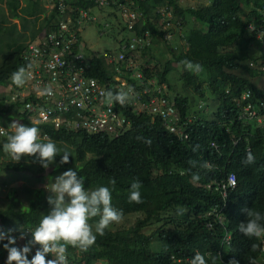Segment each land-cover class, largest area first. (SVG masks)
Listing matches in <instances>:
<instances>
[{"label": "trees", "instance_id": "trees-1", "mask_svg": "<svg viewBox=\"0 0 264 264\" xmlns=\"http://www.w3.org/2000/svg\"><path fill=\"white\" fill-rule=\"evenodd\" d=\"M133 1L135 3L116 0L118 4L108 12L109 17L122 20L124 14L134 13L135 29L147 32L154 44L164 45L162 48L168 58L165 65L154 56L155 51L161 52V47L155 45L153 54L152 51L149 53L156 66L163 68L157 74L159 83L168 82L174 91L168 74L173 70L180 74L186 92L177 94L172 101L182 116L186 118L192 112L193 103L187 97L188 93L200 99H206L207 93L216 100L210 118L205 111L192 115L194 123L188 130L189 140L182 142L165 129L161 118L145 115L134 117L132 130L117 140L107 136H89L84 131L69 133L55 130L50 125L34 124L46 132L58 147L71 154L70 162L64 165L60 164L62 157L58 155L48 168L51 173L43 180H53L64 171L76 168L85 179L86 189L97 186L112 189V205L123 211L124 218L133 214L143 215L128 230L118 227L114 231L112 227L116 224H112L104 236L97 235L95 245L88 252L69 246L67 253L78 251L85 264H95L98 259H105L109 264H174L173 257L182 260V263L176 261L175 264H188L196 251L206 256L208 264H212L215 255L219 256L222 264H229L232 259L239 264H249L250 257L256 258L257 264H264L263 242L245 237L238 229L239 224L246 223L248 219L243 209L255 208L264 213V131L261 128L253 131L251 126L239 122L236 105V101L250 92L251 97L243 101V105L257 106L258 99L264 94L237 74L245 72L252 77L260 75V72L264 74V71L259 72L264 64L263 57L255 47L259 30L264 29V15L260 11L264 0H198L187 8L180 5L182 0ZM2 2L6 6L0 5V87L7 88L16 86L10 80L11 74L21 66H28L23 57L28 36L32 37L30 41L43 36L56 28V21L61 17L53 10L39 27L37 21L42 13H38L40 5L34 0ZM80 4L85 8L89 5ZM158 10H164L166 15H172L188 26V50L184 52L179 44L165 39L168 31L158 27L162 18ZM8 20L22 22V32L17 29V24L8 27ZM105 26L110 28L112 24L106 21ZM184 60L200 64L203 70L199 73L186 70L182 63ZM251 62L257 64L255 68H251ZM123 65L129 74L136 70L129 61ZM87 71L88 77L100 82L110 84L114 81L105 61H97ZM146 75L147 79H154L149 70H146ZM160 88V84H152L149 80L145 85L148 91ZM0 92V125L8 129L16 119L31 127L28 115L22 113L21 103L13 102L12 95ZM5 141L6 136L0 137V162L11 158L3 152ZM214 142L219 145L218 149L212 146ZM249 152L254 162L245 163ZM24 160L22 157L21 161L0 165V171H8L10 175L26 171H36L38 175L47 173L48 169H44L36 157L26 156ZM205 161L211 168L201 167ZM232 173L236 174L238 186L229 194L227 201L215 187L213 190L207 188V185ZM194 175H198L199 180H193ZM111 178L116 180L114 188L109 183ZM136 179L142 183L143 202L139 204L128 200L131 183ZM42 186L40 179L36 187L23 191L27 205L12 194L13 202L8 209H0V220L8 230L19 233L21 228H35L41 215L48 213L49 196ZM224 205H227L224 214L232 234L228 247L222 245L224 229L214 219L204 218L205 213L221 209ZM164 214L168 215L165 220ZM98 219L93 218L90 223L95 224ZM163 220L165 224L156 232L150 235L143 232L152 223ZM210 222L213 229L208 228ZM253 244L259 246L255 252L252 251ZM34 254V251L30 253L29 259ZM47 259H52V256L48 255ZM77 259H73L75 264H79Z\"/></svg>", "mask_w": 264, "mask_h": 264}, {"label": "clouds", "instance_id": "clouds-1", "mask_svg": "<svg viewBox=\"0 0 264 264\" xmlns=\"http://www.w3.org/2000/svg\"><path fill=\"white\" fill-rule=\"evenodd\" d=\"M131 3H135L133 0ZM51 2V4H50ZM48 3L49 9L48 14L53 10H56L58 15L61 17V20L56 21L55 29L49 30L43 36H40L33 41L27 43V49L24 52V60L28 62V66H21L16 71H14L10 80L15 87H7L8 95H14L18 90L23 89L28 79H30L31 64L25 59V54L28 51L30 45L40 39L44 38L48 33L55 32L61 23H64L67 20V15L61 13L56 6V0H50ZM91 8V16L95 17L94 22L90 20L83 21L81 26V31L79 35V41L75 46L74 54L81 56V60L84 62V77L87 80H97L100 84V87L105 90V93H102L103 101L107 105H113L115 112L118 114L121 119V125L117 130L116 135L104 134H88L84 130H79L76 128L65 129V128H56L49 121L45 122L37 117H30L29 121L32 126H26L22 124L19 120L14 119L9 125L8 129L0 125V130H5L6 134H1L0 137L6 136V141L3 143L2 148L3 152L12 157L13 160L19 161L22 157H36L37 161L44 169H48L49 166L55 163V158L58 155H61L60 164H68L70 162L71 154L66 150H62L57 146V143L50 139L48 134L35 125H50L55 130L65 131V132H86L89 136H107L113 140H117L124 136L126 133H129L133 128V118L145 115L161 118L163 126L165 129L175 136L180 142L188 141L189 134L188 130L190 124L194 123L192 115H195L196 112L205 111L211 112L214 107V101L211 107H207L205 102L206 99L201 98V102L198 105L197 109L192 111L190 115L184 118L177 107L173 105L172 99L185 93L186 91L182 87V90H178L174 86V91L171 90L168 82L159 83V75L162 72V69L159 68L162 66H156L155 60L151 58L149 51L155 49V45L159 46L160 43H155L153 38L147 32H138L134 27L128 28V23L125 19H122L121 22L125 25L126 30L132 34L130 38L120 40L118 42V48L111 51H104L102 53L96 52L92 49L90 42L87 40V31L93 26L99 23L100 17L96 13L98 9L101 14L105 17H109L113 7H116L118 2L111 0V5L107 7H97L91 1H85ZM81 5V4H79ZM87 9V8H85ZM108 11V12H107ZM261 13L264 15V5L260 9ZM162 13V18L158 22V27L160 29L166 30V22L163 20L166 19L170 23V28L166 31L168 33L165 35L171 43L179 44L180 48L185 52L188 50L189 45L186 38V30L188 29L187 25H184L182 20L175 19L172 15H166L164 10H158ZM47 14V15H48ZM108 15V16H107ZM165 17H164V16ZM104 30L100 31V36H104L108 32L109 27H103ZM169 36L167 38L166 36ZM164 46V45H161ZM257 50L261 52V56L264 61V29L259 30L257 36V41L255 43ZM124 53V59H120L121 54ZM159 53H154V56L158 59ZM114 57V59L112 58ZM105 61L106 65L109 68L111 73V78L114 80L110 84L100 82L98 79L93 77H88V69L91 65L96 64L97 61ZM113 60L112 63L109 61ZM166 60V59H165ZM129 61L131 64L136 67V70L129 74L125 70V65L123 62ZM162 64L159 59L157 60ZM168 62V60H166ZM184 67L188 71L199 73L201 72L202 66L198 63H193L189 60L182 61ZM151 64L155 70H152ZM262 64V62H261ZM163 65V64H162ZM257 64L250 63L251 68H255ZM146 67V70H149L150 76H153V80L147 79L146 70L142 68ZM175 71V70H173ZM260 71H264V64L261 65ZM172 72V71H171ZM168 74V76L171 74ZM260 75L252 77L248 74L249 79L253 86H256L258 89L264 91V74L260 72ZM170 78V76H169ZM147 80L152 84H160L161 88L158 90H151L153 94H146L148 91L145 89ZM182 82V80H181ZM180 82V83H181ZM260 82V85H259ZM181 86H183L181 84ZM184 90V91H183ZM44 95H52V89L50 86L45 87L42 90ZM252 93L247 92L242 96V99L236 101L238 111V121L245 123L246 126H251L254 131L255 128H261L264 131V94L258 99L257 106L252 104L243 105V101H247L251 97ZM153 96L155 98V103L151 104L147 102V97ZM30 99H25L21 103L23 106L22 113L25 114L24 107ZM14 102V101H13ZM250 112L247 116L246 113ZM35 124V125H34ZM230 131V128L227 130ZM9 133V134H8ZM150 143V141H149ZM238 142H235L237 145ZM212 146L218 149L217 144L214 142ZM254 162V157L251 152L248 153L245 163ZM195 166V162H192ZM202 168L209 169L211 165L205 161L202 165ZM234 176L236 179V186L234 188H228L227 191L224 190L223 186L229 185L230 177ZM193 180H199L198 175L193 176ZM109 183L113 186L116 184L115 178H111ZM238 186V180L236 174H229L225 179L220 181H214L211 184L207 185L209 190H213L214 187L216 191L222 193L225 201L228 200L229 194L232 191H235ZM142 183L136 179L131 183L129 189L128 200L130 203L135 202L137 204L142 203L141 198V189ZM48 190L51 195L47 198V203L49 205V211L47 214L41 215L40 221L35 228H21L19 233L8 230L5 227V224L0 220V241L5 239L8 240V243L4 244L3 247L7 251V264H75L73 259L78 258L79 264H85L83 257L79 256V252H88V250L95 245L97 240V235L104 236L106 230L112 224H118L128 216L124 218V213L122 210L115 208L112 205V189L108 186H97L96 188H85V179L81 177L76 168L68 169L64 171L61 175L57 176L53 183L48 185ZM227 208V205H224L221 209H213L208 213H205L204 218L214 219V222L220 225L224 231L222 234V245L228 247L231 245L232 234L228 230V218L224 214V210ZM247 213L248 219L247 222L240 223L238 226L239 232L242 233L245 237L255 238L260 240L264 244V213H261L259 210L254 209H243ZM99 218L95 224L90 223L93 218ZM124 218V219H123ZM208 228L213 229V223H208ZM7 232V233H6ZM14 234H17L15 237ZM16 239H19L18 241ZM17 242H20L24 245L22 248L15 246ZM262 244V251L264 252V245ZM78 249L77 252L67 253L68 247ZM257 244L252 245V251L258 249ZM32 248L35 254L29 259V254L32 251ZM51 255L52 259H47V256ZM211 255V254H209ZM173 263L181 262V259L173 257ZM222 264L221 259L218 255L212 257V264ZM249 264H257V260L254 257H250L248 260ZM95 264H109L105 259H98ZM188 264H208L206 256L199 251L195 252L193 258H191ZM229 264H239L235 259L229 261Z\"/></svg>", "mask_w": 264, "mask_h": 264}, {"label": "built area", "instance_id": "built-area-1", "mask_svg": "<svg viewBox=\"0 0 264 264\" xmlns=\"http://www.w3.org/2000/svg\"><path fill=\"white\" fill-rule=\"evenodd\" d=\"M85 1H91L100 8L111 5V0H56L57 8L67 15V20L55 32L48 33L30 45L25 54V59L31 64L30 79L23 89L12 96V100L19 103L30 99L23 112L32 118L49 121L56 128H76L88 134L116 135L121 119L113 105L104 103L102 93L105 90L100 87L99 82L84 77L82 57L73 53L80 38L83 21L95 20L90 15L91 8L85 9L79 5L80 2L87 3ZM124 19L128 28L132 29L135 14H124ZM163 21L168 30L170 23L166 19ZM166 37L169 38L168 35ZM119 58L124 59V53ZM109 62L112 63L113 60ZM48 86L52 89V95L42 94V90ZM145 93L152 94L151 91ZM155 101L153 96L147 97V102L153 104ZM0 133L6 134V131L0 130ZM235 186L236 179L232 176L229 185L223 188L227 191Z\"/></svg>", "mask_w": 264, "mask_h": 264}, {"label": "rangeland", "instance_id": "rangeland-1", "mask_svg": "<svg viewBox=\"0 0 264 264\" xmlns=\"http://www.w3.org/2000/svg\"><path fill=\"white\" fill-rule=\"evenodd\" d=\"M4 1V0H3ZM36 4H39L40 6L38 13L41 14L39 16V21H37V26L39 25V27L42 25L43 20L45 19L46 15L48 14V3L50 2V0H34ZM192 1V2H191ZM196 2H199L198 0H182L180 2V5L183 8H187L189 6V4H195ZM51 4V2H50ZM0 5L2 7H5V4L2 2V0H0ZM108 12V11H107ZM96 13L97 15L100 17L99 19V23L95 26H93L92 28L88 29L87 31V40L90 42V45L92 47V49H94L96 52H104V51H111V50H115L118 48V42L120 40L126 39V38H130L132 36L131 33H129L126 30L125 25L121 22L120 19L116 18V17H105L103 14H101V12L96 9ZM108 16V15H107ZM8 27H12V25L17 24L18 26V30H21V28H19V26H21L22 22H18V21H10L8 20ZM108 21L112 24V26H110V28L108 29V32L104 34V36H100V31L104 30L103 29V24ZM33 23H34V19H33ZM32 24V23H31ZM6 28H4L5 30L7 29V26H5ZM19 32V31H18ZM30 33V32H28ZM32 40V37L28 36L26 41L27 43L29 42V40ZM161 47V52H159L158 55V59L159 61L162 62L163 65H165L167 63L166 60H168V58L165 57L166 54H164V46H160ZM158 51H155L154 53H157ZM166 59V60H165ZM160 67V66H159ZM160 70L162 69V67L159 68ZM240 77H244L249 79L248 74H246L245 72H240L237 73ZM170 76V81L172 82V84L174 86L177 87L178 90H182V82H181V76L177 71H172ZM181 82V83H180ZM260 85V82H259ZM206 87V86H205ZM0 91H3L4 93H7L8 95V88L6 87H0ZM184 91V90H183ZM1 93V92H0ZM187 97L189 99L192 100V111L196 110L198 105L201 102L200 97H195L192 94H187ZM9 102V99H7ZM216 100L213 98L212 95L207 94L206 93V104L207 107H211L213 101ZM210 114L211 112L207 113V116L210 118ZM25 160L23 162L26 161V156L23 157ZM13 161V162H18L16 160H13L12 157L10 158H5L3 159L2 162H0V165H6L8 162ZM21 161V159H20ZM51 173V169L47 170V173L44 174H37L36 171L34 172H29L26 171L25 173H19V174H11L8 171H0V209H8V207L11 205V203L13 202V198H12V194H15V198H18L19 201L21 203H23L24 205H27L28 202L26 201V195L23 192L25 189L28 188H32V187H36V184L39 183L40 179L41 181H43V186L42 188L44 190H46V194L47 196H50L51 193L48 190V185L50 186V183H53L55 178L53 180H48V179H42L44 177H46L47 174ZM11 195V197H10ZM168 215L164 214L163 215V219L165 220V218ZM143 218V215L140 214H133L128 216L127 218H125L124 220H122L120 223L116 224L115 227H112V230L116 231L118 229V227L120 228H124L125 230L130 229L131 227H133L134 225H136V223ZM164 220L161 223H152L148 228H146L143 232L145 234H152L154 232H156L158 229L162 228L163 225L165 224ZM173 226H170V228H172ZM17 234H14L13 236L15 237ZM17 241L19 239H16ZM8 243V240L5 239L3 241H0V264H7V256L8 253L7 251L4 249L3 245ZM17 247H23L24 245H22L20 242H17L16 245ZM33 250H35V248H32L31 253L33 252Z\"/></svg>", "mask_w": 264, "mask_h": 264}, {"label": "crops", "instance_id": "crops-1", "mask_svg": "<svg viewBox=\"0 0 264 264\" xmlns=\"http://www.w3.org/2000/svg\"><path fill=\"white\" fill-rule=\"evenodd\" d=\"M5 6H6V5H5ZM6 10H7V9H6ZM42 20H44V19H42ZM15 21H18V20H15ZM18 22H20V21H18ZM19 28H21V26H19ZM20 32H22V29L20 30ZM27 34H29V33L27 32ZM29 41H30V40H29ZM13 232H14V231H11L10 234H13Z\"/></svg>", "mask_w": 264, "mask_h": 264}]
</instances>
